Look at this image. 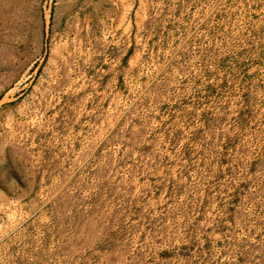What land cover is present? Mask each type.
I'll return each instance as SVG.
<instances>
[{"label":"rangeland","instance_id":"1","mask_svg":"<svg viewBox=\"0 0 264 264\" xmlns=\"http://www.w3.org/2000/svg\"><path fill=\"white\" fill-rule=\"evenodd\" d=\"M0 264H264V0H0Z\"/></svg>","mask_w":264,"mask_h":264}]
</instances>
